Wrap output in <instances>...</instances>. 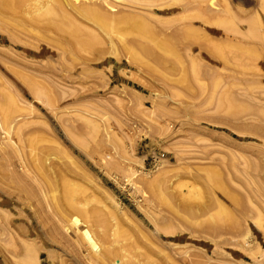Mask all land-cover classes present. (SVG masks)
Segmentation results:
<instances>
[{
  "label": "rangeland",
  "instance_id": "1",
  "mask_svg": "<svg viewBox=\"0 0 264 264\" xmlns=\"http://www.w3.org/2000/svg\"><path fill=\"white\" fill-rule=\"evenodd\" d=\"M49 1L0 10V264H264V0L72 1L121 18L109 33L75 17L71 1L63 11L78 25L53 29L47 21L60 17ZM43 4L47 21L36 19ZM140 21L167 66L139 52L131 27ZM52 163L82 175L68 178L86 188L95 230L109 242L102 252L116 254L95 256L41 194ZM149 183L164 204L147 195Z\"/></svg>",
  "mask_w": 264,
  "mask_h": 264
},
{
  "label": "bare ground",
  "instance_id": "2",
  "mask_svg": "<svg viewBox=\"0 0 264 264\" xmlns=\"http://www.w3.org/2000/svg\"><path fill=\"white\" fill-rule=\"evenodd\" d=\"M70 1H71V3H72V5H74L75 7V10L76 11H74V13H72V15L74 14L75 15V17H78L79 15H80V18H81V16H87L89 19H91L92 21L91 22H95V19L98 21V25L100 26V25H102V28H103V30L104 29H108V28H104L103 26L105 25V26H107V27H109V25L111 26L110 27V31H108V33L109 32H111V29H112V31H115L117 28H118V26L116 27V29H115V23H113L112 25H111V19H110V22L108 21V18L109 17H113V16H111V15H109V17H108V15L105 17L103 14H101L100 12H103V11H100V9H97V10H99L98 12H96L97 10H93V9H91L92 8V6H89L88 7V5H85V6H87V7H83V6H78V4H75V1L74 2H72L73 0H51V2H53V3H51V5H52V7H51V10L49 11L51 14H55V15H57L58 17H60V20L59 19H56L57 20V22H56V20H55V18H54V20H52V22H51V20H50V22L48 23V17L49 16H51L50 14L49 15H47L48 14V12H46V10H47V5H46V7L44 6V4L42 5V8H41V10H39V12H41L42 11V9H43V6L46 8V10L45 9H43V11H42V13H39V12H37L36 13V19H37V17H39V16H41V14L42 15H45L46 13V17L44 18L45 19V21H47V24H52V26L51 27H55V26H57V27H59V29L58 30H60V32H62L63 30L62 29H65V31L66 30H68L69 31V29H67L66 27H71V16L70 15H68V13L66 14V12H64L63 11V8L65 7V5H69V3H70ZM177 1L178 0H176L175 2L172 0V2H174V4L176 5V3H177ZM180 2H181V0H179ZM208 1H210V0H208ZM225 0H223V2H224ZM228 1V0H227ZM21 2H25V0L23 1V0H0V10H2V11H13V12H15V11H17L18 10V8H19V6L22 4ZM48 2L50 3V1L48 0ZM67 2H69V3H67ZM187 2H190V1H187ZM206 2V1H205ZM215 2V1H214ZM216 2H218V1H216ZM215 2V3H216ZM70 3V4H71ZM179 3V2H178ZM186 2H184V5H187V3L185 4ZM209 3H213V1H211V2H209ZM231 3V2H230ZM262 2L260 1V4H261ZM173 4V3H172ZM199 4H201L202 5V3H199ZM208 4V3H207ZM210 4V5H211ZM217 4H220V3H217ZM225 4V3H224ZM264 4V3H263ZM214 4H212V6H213ZM226 6L228 5V4H225ZM38 6H40V5H38ZM78 6V7H77ZM196 6V4L194 5L193 4V6L192 7H195ZM211 6V7H212ZM261 6H264V5H262L261 4ZM21 7V6H20ZM69 7H71V5H69L67 8H69ZM197 7H199V9H200V7L201 6H198V3H197ZM205 7H207V6H205ZM211 7H207V9H209V8H211ZM219 7H221V6H219ZM230 7V5H228V8ZM94 8V7H93ZM189 8V7H188ZM191 8V7H190ZM189 8V9H190ZM261 9H263L262 7H260ZM66 9V8H65ZM70 9V8H69ZM72 9V8H71ZM70 9V10H71ZM192 9H195V8H192ZM198 9V10H199ZM201 9H203V8H201ZM206 9V10H207ZM212 9V8H211ZM221 10H223V11H226V9L224 8H220ZM198 10L196 9V12H198ZM205 10V9H204ZM217 10V8H215V10L213 9L212 10V12H214L215 13V11ZM232 10V9H231ZM264 10V9H263ZM45 11V12H44ZM71 11H73V10H71ZM209 11V10H208ZM207 11V12H208ZM262 11V10H261ZM202 12H203V10H202ZM206 12V11H205ZM221 12V11H220ZM104 13V12H103ZM217 13V12H216ZM222 13V12H221ZM226 13H228L227 11L226 12H224V15H225V17H226V19H225V17H223L225 20H227V14ZM230 13V12H229ZM233 13V12H232ZM39 16H38V15ZM105 14H107V13H105ZM195 14V13H194ZM197 14H199V12L197 13ZM197 14L195 15L196 17H197ZM207 14H209V15H211L212 13H211V10H210V12L209 13H207ZM207 14L205 13V17H203V18H205V19H207ZM220 14V13H219ZM223 14V13H222ZM73 15V16H74ZM76 15H78V16H76ZM218 15V14H217ZM224 15H219V16H224ZM190 16H192V15H190ZM194 16V15H193ZM200 16V15H199ZM203 16H204V14H203ZM212 16V15H211ZM44 17V16H43ZM42 16H41V18H43ZM74 17V18H75ZM201 18H202V15L200 16ZM210 17V16H209ZM218 17V16H217ZM230 17H233V16H231V14H230V16H229V18ZM41 18L39 17L37 20H41ZM47 18V19H46ZM52 19H53V17H51ZM73 18V17H72ZM79 18V17H78ZM77 18V19H78ZM79 18V19H80ZM83 18V17H82ZM126 18V17H125ZM124 18V19H125ZM188 18V17H187ZM191 18L192 17H190L189 18V20H191ZM198 19H200L199 17H197ZM213 18V17H212ZM212 18H208V19H212ZM220 18V17H219ZM219 18H218V20H219ZM229 18H228V20H229ZM255 18V17H254ZM94 19V20H93ZM112 19H114V17L112 18ZM118 20L119 19H121V18H117ZM116 19V17H115V20H117ZM222 19V18H221ZM223 19V20H224ZM231 19H233V18H231ZM230 19V20H231ZM259 19V18H258ZM59 20V21H58ZM74 20H76V19H74ZM84 20H86V19H84ZM88 20V19H87ZM86 20V21H87ZM115 20H113L112 22H114ZM117 20V21H118ZM122 20V19H121ZM185 20H187L186 18H185ZM184 20V21H185ZM197 19H195L194 20V22L196 21ZM227 20V21H228ZM234 20V19H233ZM232 20V21H233ZM188 21V20H187ZM186 21V22H187ZM204 21V20H203ZM205 21H208L209 22V20H205ZM217 21V20H216ZM220 21V20H219ZM116 22V21H115ZM122 21H120V23H121ZM129 22V21H128ZM132 22V21H131ZM140 22H144L143 24L142 23H137V24H134V25H132V27H131V29L133 30L132 32L135 34V35H137L138 36V38H139V40H137V41H139V43L137 44V41H135V42H133L132 41V43L133 44H137L138 45V49H139V52L143 55H145V57L147 58L148 57V59H152V56H153V58H155V57H157V59H160V56H156V55H159V53H157V54H155L154 53V51H156V50H152V47H150L149 45H150V41H148V40H153V41H157V40H155L154 38H155V31L153 32V31H151L148 27H146L145 26V21H140ZM215 22V21H214ZM260 22V21H259ZM96 23V22H95ZM95 23H93V24H95ZM100 23V24H99ZM110 23V24H109ZM196 23V22H195ZM194 23V24H195ZM216 23V22H215ZM219 23H221V22H219ZM218 23V24H219ZM253 23H254V20H253ZM252 23V24H253ZM255 23H256V21H255ZM254 23V24H255ZM77 24V23H76ZM76 24H72V25H76ZM117 24V23H116ZM133 24V23H132ZM148 23H146V25H147ZM184 24H185V22H184ZM203 24H204V22H203ZM207 24V23H206ZM257 24V23H256ZM54 25V26H53ZM70 25V26H69ZM78 25V24H77ZM97 25V24H96ZM96 25H93L94 27L96 26ZM114 25V26H113ZM117 25H119V24H117ZM186 25V24H185ZM184 25V26H185ZM197 25V24H196ZM209 25V24H208ZM214 25V24H213ZM230 25V24H229ZM258 25V24H257ZM256 25V26H257ZM98 26V27H99ZM113 26V27H112ZM217 26V25H216ZM256 26H254V28L256 27ZM259 26H261V25H258V29H254L251 25H250V27H252L253 29V32H257L258 33V30H259ZM49 27V26H48ZM57 27H55V28H53V29H56L57 30ZM73 27V26H72ZM71 27V28H72ZM77 27H79V26H77ZM93 27V28H94ZM195 26L193 25V27H192V31H194L193 30V28H194ZM219 27H220V25H219ZM231 27H235V26H231ZM50 28V27H49ZM70 28V30H72ZM101 27H99V29H100ZM102 28L100 29V30H102ZM113 28H114V30H113ZM186 28H187V26H186ZM191 28V27H190ZM197 30H198V28H196ZM200 29V28H199ZM223 29V28H222ZM73 30H74V28H73ZM81 30V31H80ZM79 30V32H80V34L81 33H84L85 31H83L82 32V29H80ZM190 30V31H191ZM215 30V29H214ZM235 30H236V27H235V29H234V31H232V32H234V34L233 33H231V34H233V35H236L235 34ZM251 30V31H252ZM262 30V29H261ZM261 30H259V31H261ZM68 31H67V33H68ZM200 31V30H199ZM224 31H226V30H224ZM231 31V30H230ZM70 32H74V31H70ZM76 33L78 32V31H75ZM104 32H105V30H104ZM186 32V31H185ZM195 32V31H194ZM201 33L203 32V28H202V31H200ZM209 32V31H208ZM157 33L158 32H156V36H159L160 35V33H159V35H157ZM190 33V32H189ZM69 35L71 34V33H68ZM75 33H73V35H74ZM192 33H190V35H191ZM205 34H208V33H205ZM204 34V35H205ZM218 34V33H217ZM216 34V35H217ZM238 34V33H237ZM251 34H252V32H251ZM78 35V34H77ZM82 35H85V33L84 34H82ZM185 35H188L187 34V32L185 33ZM211 35V34H210ZM222 35V34H221ZM228 35H230L229 33H228ZM232 35V36H233ZM255 35H256V33H255ZM87 36V35H86ZM162 36V35H161ZM201 36V38H202V36H203V34L202 35H200ZM206 36V35H205ZM205 36H204V38H205ZM77 37V36H76ZM160 37V36H159ZM185 38L184 39H186V36H184ZM196 37V36H195ZM212 37V36H211ZM223 37V36H222ZM249 37H250V35H249ZM261 37V36H260ZM81 38V37H80ZM79 38V39H80ZM174 38V37H173ZM187 38L189 39V36H187ZM207 38V37H206ZM253 38V37H252ZM251 38V39H252ZM76 39V38H75ZM143 41V42H145L146 44H144V43H140V41L141 40ZM143 39H146L147 41H145V40H143ZM156 39H159L158 37L156 38ZM174 39H176V38H174ZM194 38H192L191 40H189L188 42H189V45L188 46H190L191 44H193L191 41L193 40ZM208 43H212L213 44V38L211 39L210 38V40H209V36H208ZM244 39H246V38H244ZM250 39V38H249ZM85 40V39H84ZM91 40V39H90ZM89 40V41H90ZM199 40V39H198ZM216 40L217 41H215V39H214V43H217V42H219L220 43V41L216 38ZM224 40H228V39H225V37H224ZM229 40H230V38H229ZM253 40H255V38H253ZM259 40V39H258ZM262 39L260 38V41H261ZM81 41V40H80ZM94 41V40H93ZM93 41H91V42H93ZM152 41V42H153ZM194 41H196V43H197V45H198V42L199 41H197L196 39L194 40ZM223 40H221V43L220 44H223V42H222ZM232 41V40H231ZM238 41V40H237ZM239 41H241V40H239ZM79 42V41H78ZM77 42V43H78ZM84 42V41H83ZM83 42H81V44L83 43ZM147 42L149 43V45H147ZM163 43L162 44H164V42H165V40H163L162 41ZM169 42V41H168ZM168 42H166L167 44H168ZM171 42V41H170ZM190 42H191V44H190ZM202 42H204V40L202 41ZM201 42V43H202ZM248 42V41H247ZM250 42V41H249ZM258 42V41H257ZM256 42V43H257ZM75 43V42H74ZM77 43H75V44H77ZM161 43V42H160ZM175 43H176V41H175ZM206 44H207V41L205 42ZM205 43H203V44H205ZM219 43H217V44H219ZM252 43H254V41L253 42H251V44ZM262 43V42H261ZM63 44V43H62ZM69 44V43H68ZM84 44V43H83ZM153 44V43H152ZM159 44V41H158V43H157V45ZM173 44V43H172ZM225 44H227V46H226V48H225V45H224V47L223 46H220V48H218V49H221V48H225V51H222V52H226L227 50L226 49H229V48H227V47H229L228 46V42H226ZM239 44V43H238ZM259 44V43H258ZM264 44V43H263ZM262 44V45H263ZM69 45H71V44H69ZM92 45H93V43H92ZM174 45H177V43L176 44H174ZM208 45V46H207ZM207 45H205V46H207L208 48H211L212 46H215L214 44L212 45V46H209L210 44H207ZM233 45H235V44H233ZM244 45V46H243ZM253 45V44H252ZM254 45H256V44H254ZM261 45V44H260ZM59 46H60V44H59ZM66 46V45H65ZM65 46L63 45L62 47L66 50V48H65ZM72 46H73V48H74V46L75 45H73L72 44ZM77 46V45H76ZM78 46L80 47V44H78ZM77 46V47H78ZM81 46H83V45H81ZM86 46V44L84 45V47ZM91 46V45H90ZM152 46V45H151ZM154 46H155V43H154ZM154 46H153V48H154ZM172 46V45H171ZM193 46H196L195 44H193ZM243 46V47H242ZM259 45H256V49H257V47H258ZM78 47V48H79ZM87 47V46H86ZM136 47V46H135ZM160 47L161 48H163V49H165V48H167V45L165 46V48H164V45H159V49H160ZM174 47H176V46H174ZM174 47H173V49H174ZM187 47V46H186ZM216 47V49H217V45L215 46ZM239 47V46H238ZM241 47L242 48H244V50L242 49V48H240V49H242L243 51H245V52H247L246 51V49H245V44H243V40H242V44H241ZM253 47V46H252ZM255 47V46H254ZM82 48V47H81ZM79 49L80 50V52L81 51H84V49L85 48H83V49ZM89 48V47H88ZM93 48V47H92ZM137 48V47H136ZM172 48V47H171ZM233 48V47H232ZM249 48V47H248ZM260 48V47H259ZM262 48V47H261ZM154 49H156V48H154ZM162 49V50H163ZM173 49L171 50V51H173ZM190 49V48H189ZM198 49V48H197ZM211 49H213V47L211 48ZM215 49V51H217ZM231 49V48H230ZM264 49V48H263ZM78 50V49H77ZM87 50V49H86ZM90 49H88V51H89ZM168 50H170L169 48H168ZM204 50V49H203ZM224 50V49H223ZM233 50H234V48H233ZM237 50V49H236ZM241 50V52L239 51V50H237V51H239L240 53H242L243 51ZM248 50V49H247ZM260 50H262V49H260ZM62 51H64L63 49H62ZM67 51H70V49L68 48L67 49ZM87 51V52H88ZM177 51V50H176ZM212 51V50H211ZM219 51H221V50H218V52ZM231 51H232V49H231ZM248 51H250V50H248ZM255 51V50H254ZM257 51H259V50H257ZM65 52V51H64ZM75 53H77V52H79V51H76V49H75V51H74ZM74 52H73V54H74ZM152 52L155 54V55H153L152 54ZM166 50H165V53H164V51H163V54H162V56H161V59L159 60V61H161L162 63H164L165 64V60H163V59H165V58H163V56L165 57L166 56ZM227 52H229V51H227ZM226 52V53H227ZM234 52V51H233ZM233 52H231L232 54H233ZM68 53V52H67ZM226 53H223L224 55L226 54ZM238 53V52H237ZM236 53V54H237ZM248 53V52H247ZM168 54V53H167ZM208 54V53H207ZM236 54H235V58L238 56V54H237V56H236ZM261 55L263 54V53H260ZM69 55H71V52H70V54ZM152 55V56H151ZM161 55V54H160ZM169 55H171V54H169ZM224 55L223 56H221V57H223L224 58V60H225V58L226 57H224ZM228 55H230L229 57L230 58H232L233 57V55H232V57H231V54L230 53H228ZM241 55V54H240ZM242 55H244V53L242 54ZM241 55V56H242ZM247 55V54H246ZM246 55H244V56H246ZM248 55H249V53H248ZM248 55H247V57H248ZM254 55V54H253ZM75 56V55H74ZM168 56V55H167ZM175 56H177L176 54H175ZM227 56V55H226ZM241 56H240V58H241ZM251 55H249V57H250ZM258 56V55H257ZM169 57V56H168ZM168 57H167V59H168ZM192 57V56H191ZM218 58H220V59H223V58H221L220 56H219V54H218V56H217ZM217 57L215 58V59H217ZM246 57V60L244 59V57H243V59L246 61V65H247V63H251L250 61H248L249 60V58H247ZM254 57H256V56H254ZM136 58V57H135ZM163 58V59H162ZM202 58V57H201ZM214 58V57H213ZM234 58V59H235ZM240 58H238L237 60H240ZM251 58V57H250ZM258 59H256L257 61L259 60V57H257ZM261 58V57H260ZM147 59V60H148ZM150 59V60H151ZM157 59L155 58V59H152V60H154L155 61V66L156 67H158V65L160 66V67H162L161 65H162V63L161 62H156L157 61ZM177 59V58H176ZM192 59V58H191ZM226 59H228V58H226ZM255 59V58H254ZM262 59V58H261ZM150 60H148V61H150ZM150 61V62H153V61ZM163 60V61H162ZM179 59H177V61H178ZM233 60V59H232ZM236 60V61H237ZM165 61V62H164ZM211 61V60H210ZM235 61V62H236ZM240 61H242V59L240 60ZM239 61V62H240ZM245 61H244V63H245ZM253 61V60H252ZM179 62V61H178ZM177 62V63H178ZM228 61H226V63H227ZM234 62V63H235ZM243 62V61H242ZM158 63V64H157ZM161 63V64H160ZM167 63H168V60H167V62H166V66H167ZM180 63V62H179ZM197 63V62H196ZM194 64V65H197V64ZM225 63V64H226ZM256 62H254V64H255ZM164 64H163V66H164ZM170 64H171V66H172V63L170 62L169 63V66H170ZM216 64V63H215ZM230 64V63H229ZM228 64V67H226L227 69H229V68H232L233 69V67L231 66L230 67V65ZM237 64H238V62H237ZM147 66H148V64H147ZM205 66H207V65H205ZM226 66H227V64H226ZM150 67H153V66H150ZM173 67H175V64H174V66ZM173 67H172V69H173ZM196 67V66H195ZM246 67V66H245ZM252 67H253V65H252ZM259 67V66H258ZM148 68H149V66H148ZM155 68V67H154ZM168 68H170V67H168ZM167 68V69H168ZM198 68V66L195 68V69H197ZM149 69H153V68H149ZM167 69H166V72H167ZM236 68H234V70H235ZM242 68H240L239 70H241ZM246 69V68H245ZM153 70H155V69H153ZM182 70H183V68H182ZM181 70V71H182ZM186 70H187V68H186ZM236 70H238V69H236ZM247 70V69H246ZM185 71V70H184ZM183 71V76H184V74L186 73V72H184ZM190 71V70H189ZM194 71V68L192 69L191 68V73ZM198 71V70H197ZM210 71V70H209ZM245 71V70H244ZM243 72V71H242ZM196 73V72H195ZM213 73V72H212ZM181 75H182V73H181ZM180 75V76H181ZM187 75H189V74H187L186 73V76ZM257 75H258V73H257ZM185 76V77H186ZM198 76V75H197ZM197 76H195L194 78H197ZM191 78V77H190ZM216 78H218V76L216 77ZM216 78H214L215 79V81L216 80H219V79H216ZM182 79H183V77L181 78V79H179L180 81H182ZM186 79V81H187V79H188V77L187 78H185ZM184 79V80H185ZM213 79V80H214ZM195 80H197V79H195ZM200 80V79H199ZM185 81V82H186ZM229 82H230V80H228ZM183 82V81H182ZM185 82H183V83H185ZM189 81H187L186 83H188ZM214 82V81H213ZM218 82V81H217ZM221 82V81H220ZM218 83V84H221V83ZM232 82V81H231ZM239 82V81H238ZM237 82V83H238ZM241 82V81H240ZM243 82V81H242ZM241 82V83H242ZM232 83H235V82H232ZM232 83H230V84H232ZM244 83H246V82H244ZM253 83V82H252ZM31 84H33V83H31ZM215 85L217 86V83H215ZM36 87V86H35ZM36 90V89H35ZM1 103V102H0ZM3 109V108H2ZM4 111V113L6 112V114L7 113H9L8 111H5V110H3ZM2 112V111H1ZM7 115H9V114H7ZM7 115H5V114H3V116L5 117V118H7ZM83 145V144H82ZM44 160V159H43ZM75 165H76V163H75ZM36 168L38 169V168H40V170L42 169L43 170V168H42V161H40V162H38V165H36ZM47 168H45L44 170H46ZM66 169V170H65ZM43 170V171H44ZM51 170L53 171V173H50L49 171V173L48 174H51V176L49 175V177H48V175H46L47 174V172H45V173H43L44 175H45V177H44V175L43 174H41V176H43L42 178H43V182H44V186H43V188H42V190L44 191H41L42 193V195L45 193V195L47 196V197H49L50 199H49V202H50V200L52 201V202H54V205L55 206H53V207H56V208H53V210L55 209H58V211H59V217L61 218V220H63V221H65L64 223H68L74 230H76L78 233H79V235H80V240H81V242L83 243V244H85L86 246H88V248L90 249V251L95 255V256H97V257H106V256H109V255H113V254H116L113 250H105V251H103L102 252V245L103 244H105V243H109L108 242V240L106 239V237L104 236V234L103 235H101V234H99L98 232H96V230H95V226L97 225V224H95L94 222H96V223H99L98 221H93L94 219H93V217H92V215H93V212H89V210H88V208H87V205H89L90 204V200H89V197L87 198V191H86V188H85V186L84 185H82V184H80V183H76V182H74L73 180H69L70 178H72V179H78V177H81V176H79V175H77V173L74 171H71L70 169H68V168H63V167H60V166H56L54 163H52V165H51ZM50 170V171H51ZM67 171V172H66ZM41 173V172H40ZM54 174V175H53ZM53 175V176H52ZM68 176L70 177V178H68ZM218 178V177H217ZM215 180L216 179H214V183L216 184L219 180H216L217 182H215ZM218 183H220V181L218 182ZM41 184V183H40ZM43 185V184H42ZM41 185V186H42ZM217 186H218V184H216ZM220 185H221V183H220ZM41 186H39L40 187V189H41ZM216 186V187H217ZM219 187V186H218ZM146 188H147V191L149 192L147 195H149V197H151L152 199H153V201H155V202H157L158 204H164L165 202H166V197L162 194V192L160 191V189L158 188V186L157 185H155V183H149V184H147L146 185ZM222 188V187H221ZM146 190V189H145ZM147 191H146V193H147ZM225 192H227L226 191V189H225ZM227 195V194H226ZM45 196V198H47ZM228 197H230V194H229V196ZM151 198H150V200H151ZM48 199V198H47ZM46 199V201H48ZM231 199H233V198H231ZM234 200V199H233ZM48 202V203H49ZM52 202L50 203V204H52ZM154 203V202H153ZM57 211V210H56ZM56 211H54V213L56 212ZM97 216V215H96ZM96 218V217H95ZM97 219V218H96ZM212 219H214L213 217H212ZM99 220V219H98ZM99 226V225H98ZM97 227V226H96ZM213 229H215V228H213ZM103 231V230H102ZM127 261H134L133 260V258H128V260Z\"/></svg>",
  "mask_w": 264,
  "mask_h": 264
}]
</instances>
